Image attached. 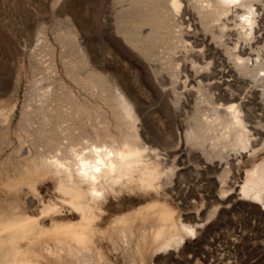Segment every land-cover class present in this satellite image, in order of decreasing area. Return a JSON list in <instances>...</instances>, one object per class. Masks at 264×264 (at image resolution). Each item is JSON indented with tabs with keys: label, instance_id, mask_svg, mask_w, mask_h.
Segmentation results:
<instances>
[{
	"label": "bare ground",
	"instance_id": "obj_1",
	"mask_svg": "<svg viewBox=\"0 0 264 264\" xmlns=\"http://www.w3.org/2000/svg\"><path fill=\"white\" fill-rule=\"evenodd\" d=\"M255 1L261 0H201L194 13L183 6V0H167L166 5L161 0H131L133 7L121 28L125 42L148 62H153L157 49L165 43L179 42L190 52V63L184 65L185 89H194L199 79L198 91L204 93L205 101L215 105L223 102L214 106L212 115L196 116L178 144L162 133L152 135L140 127L143 110L138 102L117 80L109 84L100 74L88 72L85 56L80 62L65 61L66 73L92 97L102 90L109 91L102 103L107 110L96 101H81L61 81L57 86L47 83L32 95L16 128L12 123L17 105L10 106L7 112L0 110V156L15 145L12 134H17L19 140V149L3 160L0 191L30 194L27 201L13 199L0 204V264H114L109 254L97 246L106 238L125 264H148L152 258L177 251L187 239L196 237L197 225L185 223L176 210L160 201L145 208L149 215L142 218L149 225L137 232L129 222L144 213V208L121 215L112 233L99 223L111 197L126 192L159 196L163 186L172 183L176 175L178 167L173 157L178 156L181 164L186 158L204 164L219 161L222 172L216 174L222 184H228L232 161L264 148V26L262 20L258 21ZM237 7L239 19L235 27L245 43H226V63L211 66L206 60L212 58L217 44H224L229 29L225 22L213 24ZM196 14L201 27L195 22ZM145 26L150 27L147 35L142 32ZM211 29L215 47L206 35L202 40L198 38L201 31ZM168 62L169 81L152 67L149 80L159 96L169 100L168 112L176 113L181 100L177 84L182 69L176 68L173 58ZM219 64L224 69H219ZM204 67L209 69L200 79ZM84 68L86 72H82ZM20 76L19 69L11 85L12 94L18 92ZM169 85L172 94L167 89ZM246 88L252 95L248 100L244 97ZM2 89L0 82V101ZM183 143L190 147L189 151L183 149ZM45 179L55 183L59 200H42L39 184ZM240 191L244 199L264 206V161L246 172ZM38 203L42 204L39 212L34 210ZM66 207L80 216L77 224L57 221ZM47 218L51 219L49 226L43 222ZM122 247L123 251L118 252Z\"/></svg>",
	"mask_w": 264,
	"mask_h": 264
},
{
	"label": "rangeland",
	"instance_id": "obj_2",
	"mask_svg": "<svg viewBox=\"0 0 264 264\" xmlns=\"http://www.w3.org/2000/svg\"><path fill=\"white\" fill-rule=\"evenodd\" d=\"M161 1L166 5L167 0ZM200 1L183 0V6L196 13L195 6L200 5ZM253 4L255 9L259 10L258 21L262 20L264 26V0L255 1ZM132 7L131 0H0V82L4 88L0 110L7 112L10 106L17 105L13 128L18 126L23 108L32 100V95L47 83L57 86L61 81L81 101H96L107 110L102 103L109 91L102 90L98 96L92 97L89 91L79 89L66 73L65 61L80 62L83 56L88 59V72L100 74L109 84L117 80L120 87L138 102L140 110H143V120L139 126L143 125L140 127H144L152 135L156 132V135L162 133L164 137L178 144L196 116L212 115L214 106L223 102L215 105L213 101H205L204 93L200 94L198 91L199 79L195 82L194 89L187 90L184 87V65L190 63L188 48L174 40L169 41L157 49L153 62H148L125 42L121 28L127 12ZM238 8H234L222 21L216 22L218 24H213L218 26L225 22L229 29L224 37V44H217L216 50L212 51V58L206 60L211 66L224 62L226 43L237 40L245 43L235 27V22L239 19L235 14ZM195 22L201 27L197 14ZM217 26L212 29L217 30ZM212 29L201 31L198 38L202 40L206 35L208 42L215 47ZM149 31V26L142 28L145 35ZM169 58H173L176 68L182 69L180 79L183 80H179L177 84L181 100L176 113L168 112L169 100L159 96L154 84L149 80L152 67L159 69L161 76L169 81ZM201 61L198 60L203 64ZM220 64L219 69H224ZM87 68L82 72H86ZM204 68L200 79L208 72L209 67ZM19 69L20 86L18 92L12 94L11 85ZM167 89L172 94V86L169 85ZM245 96L247 100L252 97L250 88L245 89ZM11 140L15 145L7 148L5 154L0 156V169L5 157L19 149L18 135L12 134ZM183 145V149L190 150V147H185V143ZM243 155L242 158L232 161L228 184H222L216 174L222 172V169H218L219 161L204 164L196 159L191 161L186 158V162L181 164L178 156L173 157L172 160H175L178 167L173 184L164 185L159 196L156 193L144 195L140 192H126L127 194L124 193L120 197L109 198L104 207L106 214L99 224L112 233L118 218L144 208V213L136 215L129 222L137 232L149 225L143 219V216L149 215L146 213L148 209L145 208L160 201L176 210L185 223L197 225V235L187 239L181 249L172 251V254L169 252L159 255L157 259L152 258L148 264H264V206L252 203L240 195L246 172L264 161V148L255 155L249 152ZM225 166L223 164V167ZM39 191L46 203L61 198L55 183L50 179L41 181ZM29 197L28 192L19 191L18 194L10 195L3 189L0 191V204L13 199L27 201ZM41 205L36 204L34 210L39 212ZM29 210L33 212L31 207ZM64 214L57 218L61 224H77L80 221V216L69 207L65 208ZM50 220L45 219L44 225L49 226ZM111 245L108 238L97 242V246L109 254L107 257L114 264H125L122 255L116 254ZM122 251L123 247L118 250Z\"/></svg>",
	"mask_w": 264,
	"mask_h": 264
}]
</instances>
